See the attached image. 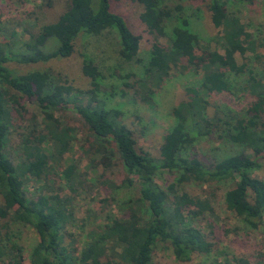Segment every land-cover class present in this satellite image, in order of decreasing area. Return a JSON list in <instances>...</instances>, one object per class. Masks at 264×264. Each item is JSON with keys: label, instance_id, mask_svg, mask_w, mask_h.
I'll list each match as a JSON object with an SVG mask.
<instances>
[{"label": "trees", "instance_id": "trees-1", "mask_svg": "<svg viewBox=\"0 0 264 264\" xmlns=\"http://www.w3.org/2000/svg\"><path fill=\"white\" fill-rule=\"evenodd\" d=\"M137 1L144 7L139 18L147 31L152 36L163 34L162 23L171 17L172 10L162 6L160 0ZM230 1L209 0L208 4L213 24L221 28L218 35L223 42V53L202 47L185 18L172 28L167 44L156 41L155 36L151 40L152 55L145 71L156 85L175 68H194L202 74L199 86L185 87V98L172 109L174 123L163 137L159 157L137 149L136 135L118 118V109H105L102 101L90 106L99 75L92 61L86 58L83 61V72L94 85L89 90L74 88L48 69L16 74L7 67L10 59L36 63L68 57L80 33L98 35L109 27L115 28L119 35L121 58L133 60L140 37L130 30L120 14L110 10V0H70L56 21L43 24L23 43L24 53L9 55L8 48L0 43V264H103L104 258L107 264H151L154 247L160 241L169 244L180 262L190 261L194 254H208L214 243L194 222L205 212L213 215L214 211L207 198L183 190L182 185L191 181H232L233 185L224 194L226 209L250 230L263 224L264 180L253 172L264 160V67L259 74L249 71L245 89L254 101L248 106L246 116L222 120L217 112L211 117L207 113L206 94L231 93L233 84L229 74L239 75L244 71L245 64L237 62L236 52L244 55L249 51L255 58L260 56L239 14L228 6ZM51 37L57 39L58 45L46 52L43 46ZM77 95L89 97V102H77ZM23 98L37 103L42 118L39 121L30 115V125L12 145L13 157L7 148L17 119L14 113L22 117L26 112ZM66 107L79 114L88 130L89 145L83 151L91 156L89 164L92 167L102 164L108 169L117 153L127 174L140 186L138 198L126 203L125 216L94 225L86 233L79 255H75L76 248L69 249L64 242L70 234L66 229L73 217L68 207L71 197L61 196L50 184V175L64 166L61 173L70 192L76 193L77 188L83 187L81 174L76 172L77 162L63 163L76 138L75 128L56 115L57 110ZM221 121L228 126L225 136L250 153L228 155L210 164L184 153L198 137L208 135ZM163 170L173 176L166 188L154 180ZM32 179L41 186L30 196L26 186ZM123 183L130 185L132 179L127 178ZM143 204L146 214L141 212ZM26 227L34 229L37 235L27 261L24 248L16 239ZM109 252L116 262L108 257ZM261 256L256 264L261 262ZM214 264L253 263L243 256H234L232 260L224 256Z\"/></svg>", "mask_w": 264, "mask_h": 264}, {"label": "rangeland", "instance_id": "rangeland-1", "mask_svg": "<svg viewBox=\"0 0 264 264\" xmlns=\"http://www.w3.org/2000/svg\"><path fill=\"white\" fill-rule=\"evenodd\" d=\"M69 4L70 0H0V43L8 48L9 55L26 52L23 43L30 35L36 34L43 24L56 21ZM160 4L170 8L172 15L162 23L163 34H153L156 41L167 44L172 36V28L180 19L185 18L189 22L188 28L198 35L202 47L223 53V42L218 35L221 28L215 27L211 20L209 0H160ZM228 6L239 14L260 56L255 58L249 51L244 55L236 52L237 62L244 63L245 68L239 75L229 74L233 84L231 93L206 94L209 101L208 115L211 117L217 112L222 120L247 115V108L254 101V97L245 89L249 71L259 74L264 67V0H232ZM110 10L120 14L130 30L140 37L133 60L125 61L121 58L119 35L115 28L109 27L98 35L80 33L74 40L73 53L68 57L36 63H22L10 59L7 61V67L16 74L48 69L74 88L89 90L94 85H91V78L83 72V61L85 58L92 61L99 74L96 78L95 99L89 102V97L77 95V102L82 104L89 102L93 107L98 105V101H102L103 108L118 109L120 111L118 118L136 135L137 149L159 157L163 137L174 123L172 109L185 98V87L199 86L202 74L194 68L186 70L175 68L160 85H156L151 75L145 71L152 55L151 40L154 38L139 18L144 10L143 5L137 0H110ZM57 45V39L51 37L46 41L43 50L51 51ZM22 101L26 112L22 117L14 113L17 119L11 129L13 133L10 136V148H7L11 155L12 145L17 142L16 137L30 125L28 119L30 115H34L39 121L42 118L35 101H28L25 98ZM56 115L76 130L72 149L64 155L63 163L67 165L71 161L77 162L76 172L81 174L83 187L77 188L76 193L70 192L61 173L64 166L50 175L52 179L50 184L61 196L71 197L68 207L72 210L73 217L66 229L70 234L65 236L64 242L69 249L76 248L75 255H79L86 233L94 225L110 223L113 217L125 216L128 205L126 203L138 198L140 186L137 180L127 174L117 153H114L108 169H104L102 164L92 167L89 164L91 156L83 151L88 148L90 138L82 118L68 107L57 110ZM226 127L228 126L221 121L208 135L198 137L184 153L187 156H196L208 164L228 155L250 153V150H245L225 136ZM46 147L51 148V145ZM253 174L264 180V160L262 166ZM127 178L132 179L130 185L123 183ZM154 180L159 186L166 188L173 181V176L163 170L154 177ZM232 185V181L211 183L191 181L183 184V190L190 195L207 198L211 202L214 214L205 212V215L200 216L194 224L209 234V240L214 246L208 254H194L190 261L180 262L175 258L169 244L160 241L154 247L151 264H214L216 259L224 256L231 260L234 256H243L256 264L259 254H262L259 264H264V221L258 229L250 230L226 209L224 194ZM39 186L41 184L32 179L27 184L26 191L32 196L38 191ZM141 212L146 214V205H141ZM209 224L212 225V230ZM16 239L23 246L27 261L30 249L37 240L34 229L29 227L22 229ZM110 254L109 252L108 257L111 261L116 262L117 259ZM103 260V264H107V259Z\"/></svg>", "mask_w": 264, "mask_h": 264}]
</instances>
